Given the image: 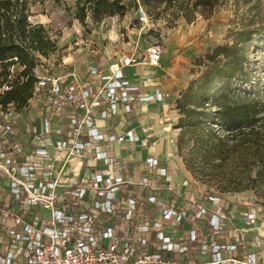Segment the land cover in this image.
I'll return each mask as SVG.
<instances>
[{
    "label": "built area",
    "instance_id": "2783aa9c",
    "mask_svg": "<svg viewBox=\"0 0 264 264\" xmlns=\"http://www.w3.org/2000/svg\"><path fill=\"white\" fill-rule=\"evenodd\" d=\"M135 12L154 27L141 7ZM163 51L150 42L142 61L160 67ZM135 59L121 53L105 68L91 66L89 77L70 73L67 82L35 71L26 106L0 105V264H264V240L246 250L227 227L219 194L201 191L178 204L180 194L154 156L138 177L117 169L102 142L140 138L130 128L103 133L96 115L129 117L136 103L162 99L159 90L142 94L125 76ZM33 104L38 118L30 115ZM161 178L162 185L152 184ZM245 218L254 220L256 210ZM194 254L206 258L190 259Z\"/></svg>",
    "mask_w": 264,
    "mask_h": 264
},
{
    "label": "rangeland",
    "instance_id": "374dc122",
    "mask_svg": "<svg viewBox=\"0 0 264 264\" xmlns=\"http://www.w3.org/2000/svg\"><path fill=\"white\" fill-rule=\"evenodd\" d=\"M210 1L212 3L197 5V0H172L169 6L166 2L160 3L150 13L146 12L154 22V27L142 22L133 9L122 16L105 17L96 24L90 18L81 23L74 17L75 0H45L43 3H36L30 7L29 20L43 24L53 47L46 56L36 55L34 72L46 70L48 73L59 74L66 71V66L75 60L86 62L99 46L111 42L109 31L116 29L118 37L113 41L115 43L131 39L140 40L147 45L157 41L165 49L174 50L175 53L178 49L184 50L186 55L176 64L179 73L175 79L180 82H177L176 99L186 104H199V85L204 66L195 65L194 59L217 44L231 42L228 38L230 31L239 29L248 22L254 21L257 24L264 9V0H249L248 3L245 0ZM253 3L256 5L251 7ZM134 44L135 42L132 45ZM243 51L244 79L233 78L228 90L231 94L248 92L264 98V33L253 36L244 45ZM10 70L12 77H15L20 67L15 64ZM190 83L192 89L188 90ZM220 88V84L213 83L207 94L211 96L212 92ZM211 108L209 100L201 109L203 114L197 131H185L179 142V112L176 108V128L179 132L176 141L177 157L185 167L186 164L191 166L193 172L188 171L196 188L217 193L224 201L239 209L254 208L258 212H264V164L254 158L258 146H249L250 140H240L236 144L228 141L225 144L226 150L217 151L218 146L214 147L218 144L216 137H223L224 133L209 118V114L213 112ZM209 128H213L216 137L208 141L207 147H202L200 142L196 143L194 136L199 132L206 136ZM255 142L262 148L264 134Z\"/></svg>",
    "mask_w": 264,
    "mask_h": 264
},
{
    "label": "trees",
    "instance_id": "16d2710c",
    "mask_svg": "<svg viewBox=\"0 0 264 264\" xmlns=\"http://www.w3.org/2000/svg\"><path fill=\"white\" fill-rule=\"evenodd\" d=\"M44 1L0 0V105L2 107L12 104L16 110H20L27 105L32 96L35 81L36 55L46 56L53 47L43 24L29 20L30 7ZM171 1L75 0L74 17L81 23H85L86 18H90L97 24L105 17L122 16L129 9L136 10L138 7H143L145 14L150 13L160 3L166 2L169 6ZM207 2L212 3L210 0H197L195 5ZM245 2L248 3L249 0ZM255 5L253 3L251 7ZM260 33H264V9L261 20L257 24H254V21L248 22L241 28L230 31L228 38L231 42L217 44L194 59L195 65L204 66L199 85L201 102L186 104L178 98L175 100V107L179 112L178 142L185 131H197L199 119L203 114L201 109L210 100L213 112L209 114V118L214 124L220 126L224 136L216 137L213 128H209L206 136L201 135L200 132L194 136L196 143L200 142L202 147H207L208 141L216 137L218 144L214 147L218 146L217 151H224L227 149L225 144L228 141L236 144L240 140H250L249 146H258V152L254 158L264 164V144L260 148L261 146L255 142L261 134H264V98L248 92L231 94L228 90L233 78L241 77L242 79L245 74L244 45ZM15 64L19 65L20 70L15 77H12L10 67ZM213 83L220 84L221 88L209 96L207 92ZM191 89L190 83L188 90ZM186 168L192 171L189 164H186Z\"/></svg>",
    "mask_w": 264,
    "mask_h": 264
},
{
    "label": "crops",
    "instance_id": "0c3cea01",
    "mask_svg": "<svg viewBox=\"0 0 264 264\" xmlns=\"http://www.w3.org/2000/svg\"><path fill=\"white\" fill-rule=\"evenodd\" d=\"M117 37L116 29H111L109 31L110 43L99 46L86 62L81 59L75 60L74 63L66 66V71L56 75L60 76L64 82L69 81L71 78L70 73L86 78L89 77L88 69L91 66L105 68L109 62L116 60L121 53L135 56L136 61L124 68L125 76L132 84L138 86L142 94L154 93L159 90L162 99L160 101L136 103L134 112L129 117L119 114L102 118L97 114L96 125L103 133L121 134L127 128L132 129L140 138L138 142H102L107 153L117 159V169H120L122 173L138 177L145 170L144 159L148 156L156 157L160 164L168 170L172 186L180 194L176 199L177 203L181 205L187 199L197 196L202 191L192 183L190 172L176 154V141L179 132L176 128L177 110L175 100L177 85L180 83L175 79L179 73L176 64L186 54L184 50L178 49L175 53L174 50H167L163 47L160 67H153L142 61L149 43L144 45L140 40L131 41V39L123 42L118 41V43L113 42L116 41ZM134 42L135 44L132 45ZM30 115L38 118L39 110L34 104L30 110ZM17 124L20 128L23 127L22 121L18 120ZM59 156H62V154ZM67 177L74 179L71 174H68ZM183 180H188V184L182 185ZM152 184L160 186L163 184V179L153 180ZM161 194L166 195V191L161 190ZM206 205L209 206L210 204L206 203ZM247 210L249 209H239L222 198L221 211L222 214L227 216V227L234 229L236 236L246 241L247 251H256L257 248L253 244L254 240H264V212L256 210V218L247 220L245 218ZM235 254L241 255L240 252ZM189 258L200 261L204 260L206 255L194 254Z\"/></svg>",
    "mask_w": 264,
    "mask_h": 264
}]
</instances>
